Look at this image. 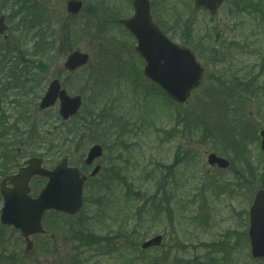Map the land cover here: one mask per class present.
<instances>
[{
    "label": "rangeland",
    "instance_id": "374dc122",
    "mask_svg": "<svg viewBox=\"0 0 264 264\" xmlns=\"http://www.w3.org/2000/svg\"><path fill=\"white\" fill-rule=\"evenodd\" d=\"M15 1L0 0V12L8 15ZM66 1H39L55 46L34 83L24 84L22 106L11 101L15 87L0 99V112L13 125L0 131V152L1 145L8 146L0 156V180L32 154L42 156L46 167L66 155L89 175L93 165L83 167L82 160L95 143L103 147L95 161L101 171L85 184L77 215L46 213L44 227L54 233L52 242L33 237L34 247L25 253L18 232L0 226V244L9 252L6 259L0 253V264H264L251 257L246 234L248 207L264 183L259 142L264 129V0H227L212 16L195 9L193 0H150L163 33L191 49L204 68L188 101L173 105L143 76L136 41L117 23L131 15L129 1L82 0L73 18ZM244 1L257 6L244 11ZM74 49L88 53L90 60L66 75L62 62ZM55 77L83 99L78 115L65 125L57 118V105L38 109L39 97ZM17 111L24 114L16 123ZM30 125L50 131L47 138L56 131L49 139L63 138V146L49 151L46 142H24L31 139ZM209 152L230 161L227 171L207 164ZM30 185L39 189L43 180L35 177ZM84 233H92L88 241L94 245L77 252ZM156 234L162 235L160 246L140 248ZM101 236L107 245L98 240Z\"/></svg>",
    "mask_w": 264,
    "mask_h": 264
},
{
    "label": "water",
    "instance_id": "95a60500",
    "mask_svg": "<svg viewBox=\"0 0 264 264\" xmlns=\"http://www.w3.org/2000/svg\"><path fill=\"white\" fill-rule=\"evenodd\" d=\"M223 0H195L196 7L208 9L211 14ZM82 6L78 0H68L66 10L76 14ZM134 14L131 18L120 21L137 39L136 51L144 58L146 64L143 73L160 85L170 98L177 102H185L191 90L195 88L202 77L203 69L195 60L194 54L188 48H182L172 43L151 21L148 0H133ZM6 27L3 17H0V33ZM88 54L79 50L70 52L63 64L68 71H74L85 65ZM59 101V115L67 120L75 115L81 106L79 95L69 96L61 89L57 79L52 80L40 99V109H46ZM261 149L264 151V130L261 131ZM102 154L100 145H93L86 156L85 163L92 161ZM210 165L226 168L228 161L210 153L207 156ZM99 170L96 166L91 176ZM34 175L47 178L45 186L37 197L29 194V180ZM86 176L77 167L67 166L63 158L52 169L41 167V159L32 157L24 162L14 175L6 176L0 182V194L3 206L0 212V222L6 226L18 229L25 241L26 250L33 246L30 236L43 234L41 219L46 210L64 212L68 215L76 213L82 205V187ZM11 184V187H7ZM248 237L250 252L253 258H264V188L255 192L253 202L249 207ZM160 236L144 242L143 248L159 245Z\"/></svg>",
    "mask_w": 264,
    "mask_h": 264
},
{
    "label": "trees",
    "instance_id": "16d2710c",
    "mask_svg": "<svg viewBox=\"0 0 264 264\" xmlns=\"http://www.w3.org/2000/svg\"><path fill=\"white\" fill-rule=\"evenodd\" d=\"M18 5H19L18 6L19 8H18L17 13L21 15V20L20 22H18V24H21V26L22 25L23 26L21 28V26L19 25L16 28L17 32L19 31V34H17L14 37L13 42L7 41V42H3L0 44V50L5 51L6 53L15 52L16 54L15 63L17 62L16 64L10 67L8 71L9 75L5 82H3V78H0V83H1L0 99H1V96L3 95V90L7 89L8 87L10 89H13V87L15 86L20 89H25V85H24L25 83H28V82L34 83L35 78L37 77V73H36L38 72L37 70L39 69L40 71L43 67H45L46 61L48 60L51 54V51L53 49V46L56 43V39H54L53 33L51 32L50 28L45 27L44 23H45L46 18L42 14L38 13V10H37L38 7H37V4L34 2V0H31V1L21 0ZM17 13H15V15H17ZM22 37L27 38L26 41L23 42ZM31 41H32V45L29 48V43ZM26 45L27 47H25ZM19 58H22L21 61ZM20 62L22 66L19 65ZM1 72H4L2 65H0V73ZM10 78H11V81H9ZM26 92L27 91L22 92V94H20L18 97H16V99L13 100L16 103V106H22L20 98ZM34 94H35L34 101H36V93ZM17 112L19 113L20 111H17ZM20 113L18 114V116H20ZM8 118H9V115L4 117L3 111H1L0 131L6 127L9 128L13 126L12 123L9 124ZM29 132H30V138H31L29 141L31 143L41 141V140L43 141L46 140V142L52 147H54L56 144L59 143L58 142L59 139L57 137L50 138V139L40 138L38 135L39 132H37V130L34 128H31ZM47 133H49V131L43 132L44 137H47ZM49 136H53L52 133ZM7 147H8L7 145H1V148H3L4 150L7 149ZM0 168H1V164H0ZM261 186H264V183H262ZM47 240L49 242H52L54 238L52 239L48 237ZM6 251L7 250L4 249V246L0 244V253L2 255L5 254V257H2L4 259L9 258V256L7 255L9 254V252H6Z\"/></svg>",
    "mask_w": 264,
    "mask_h": 264
}]
</instances>
